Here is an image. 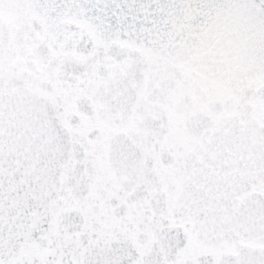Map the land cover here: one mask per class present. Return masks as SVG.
I'll use <instances>...</instances> for the list:
<instances>
[{
  "label": "snow or ice",
  "instance_id": "obj_1",
  "mask_svg": "<svg viewBox=\"0 0 264 264\" xmlns=\"http://www.w3.org/2000/svg\"><path fill=\"white\" fill-rule=\"evenodd\" d=\"M0 264H264V0H0Z\"/></svg>",
  "mask_w": 264,
  "mask_h": 264
}]
</instances>
